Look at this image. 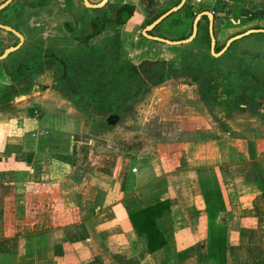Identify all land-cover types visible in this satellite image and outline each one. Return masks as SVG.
Masks as SVG:
<instances>
[{
    "label": "crops",
    "instance_id": "0c3cea01",
    "mask_svg": "<svg viewBox=\"0 0 264 264\" xmlns=\"http://www.w3.org/2000/svg\"><path fill=\"white\" fill-rule=\"evenodd\" d=\"M175 1L162 4L167 8ZM127 2L135 10L126 26L136 46V31L146 19L134 0ZM186 4L193 12L210 9L233 18L264 11V0ZM184 46L176 48L181 52ZM161 50L171 53L169 47ZM0 82L5 85L1 76ZM171 84L155 87L153 92L164 89L166 94L154 93L155 98L146 100L159 101L160 107L170 101L199 100L187 87ZM36 86L0 100V264H206V214L199 181L210 176L225 209L218 215L226 217L225 264H264V111L256 110L261 106L244 113H249L255 137L209 140L206 155L197 158V137L177 141L183 124L167 105L150 112L157 123L152 127L146 120L129 127L137 106L132 104L126 117L103 129L81 114L71 99L49 95L45 85L40 91ZM201 101L209 110L208 102ZM239 111L243 117V108ZM162 118L170 124L159 126ZM185 127L191 134L200 132ZM112 134L121 141H107ZM145 135L157 137L150 144L159 152L154 157L144 147ZM155 200L169 202L168 211L156 221L166 244L147 253L125 207L140 208Z\"/></svg>",
    "mask_w": 264,
    "mask_h": 264
},
{
    "label": "flooded vegetation",
    "instance_id": "af4514ba",
    "mask_svg": "<svg viewBox=\"0 0 264 264\" xmlns=\"http://www.w3.org/2000/svg\"><path fill=\"white\" fill-rule=\"evenodd\" d=\"M102 1L0 0V57L8 52L0 60V76L2 83H5L1 85L0 82V89L4 90L5 86L17 89L27 83L30 77L33 79L32 74L38 76L40 71L49 65L51 54L75 55L73 60L77 62L83 61L79 56L80 53H111L115 35L120 39L119 49H125L127 41L128 49L130 51L134 49L135 42L128 38L126 26L134 16V6L127 0H105L101 7H97ZM134 1L146 20L136 31V39L140 41V44L136 45L140 57L136 65L128 62V66L137 69L144 66L158 69L160 66L171 72L164 77L159 75L157 81L151 85L153 90L158 87V83L165 81L172 83L171 85L180 84L187 87L191 96L200 99L202 97L211 99L212 97L208 95L216 96L217 98L214 97L216 101L230 99L231 103L226 104L230 110L239 111L243 108V111H247L262 106L256 110L264 111V11L244 12L233 18L231 14H216L210 9L193 12L188 9L187 0H184L180 8L175 11L172 9L176 8L181 0H176L164 9L162 2L165 0ZM125 6L132 7V13L127 18L125 10L122 9ZM182 9L184 15L190 17L188 33L186 36H170L166 32L171 31L169 28L171 24L165 27L166 31L162 23L171 14ZM204 13L211 16L212 53L209 22ZM162 16L164 17L158 23L146 29ZM196 16H199V19L195 26V35L188 43L198 41L200 43L198 45L202 49L206 48L208 56L212 55V59H219L227 53L230 56L225 66L218 65L214 70L208 69L210 74L207 79L204 77L206 73L203 76L199 75L201 71H197L198 69L194 67L178 70L179 67L173 61V57L169 59L161 57L162 46L169 47L171 53H168L174 56L178 51L176 47L187 44L171 45L165 41L172 43L187 39L191 35L192 23ZM215 27H218L217 30H222L221 37L217 36ZM180 49V53L190 51ZM191 52L194 53V49ZM51 59L57 67L64 65L62 56L56 58L53 55ZM184 72H189L185 76L191 72L189 78L182 74ZM217 74L218 76H215ZM246 82L249 88L245 86ZM212 86H215V95L210 93L209 88Z\"/></svg>",
    "mask_w": 264,
    "mask_h": 264
},
{
    "label": "rangeland",
    "instance_id": "374dc122",
    "mask_svg": "<svg viewBox=\"0 0 264 264\" xmlns=\"http://www.w3.org/2000/svg\"><path fill=\"white\" fill-rule=\"evenodd\" d=\"M165 7L166 6H164L163 9ZM185 14L187 13L185 12ZM189 24V19L184 15V9H182L181 12L171 14L162 23V26L164 28L162 26L161 27L166 30L165 27L170 25L169 28H171V31L166 32L170 36H186L189 30ZM113 39L114 48L111 53H80L79 56L83 61L79 60L76 62L75 60H73V57H75V55H62L60 53H56L53 54L56 58L58 56H60L61 58L62 56L64 59V65L57 67L56 63H54L51 59V57L53 56L51 54L49 57V65H46L47 67L41 70L39 75H36L37 77L32 74L33 79H31L30 77L27 83H24L23 85H21V87L15 89V91H25L26 89H28L27 87L29 85L33 86L35 84L38 85L36 87L37 90L40 91L41 89H43L42 85H45V87H48L49 89V95L52 94L67 100L71 99L72 104L81 114L86 115L90 110H92L93 115L100 114L101 112L105 111H117L119 114L118 118L121 117V119L126 117L128 111L130 110L129 108V110H125L121 105V102L130 104L131 106L132 104H136L137 106L132 112V116L134 117L135 121L132 120V122L128 124L130 125L129 127H132V129H134L135 126L137 127L139 122H141L142 120H146L147 122H149L151 124V127L157 124L156 120L154 121L153 118H150V112H154L157 109H163V107L167 105V111L174 112V115L176 116L178 115V117H180V123L183 124L182 131H179L177 134V141H185L187 140L186 138L197 137L195 138L196 145H194V147L198 148V150L195 151L197 158L202 157L201 155H206L207 151L204 149H206L207 145L205 143L209 140L222 138V140L225 141L229 140V138L233 139L234 136H245L250 139L256 136L255 132L251 130L252 123L249 121V117H247L249 113L244 115L246 111H242V117L239 115L240 111H236L238 109L230 110V108L226 105L227 103H231L230 99L216 101L214 99V97L217 98L216 96L208 95L213 99L202 97L201 99L199 98L197 102H193L190 104L182 101L178 103L177 101H170V103H166L162 107L159 106V101H147L146 98L148 96L153 97L155 95L156 97H161L163 96V94H166L164 89L159 93L158 91L153 92V88L151 87V85L155 83V81H157L159 75L161 77H164L171 72L168 69L162 68L160 66L158 69H155L152 66H144L140 69L128 66L129 61H131L135 65L137 64V59L140 57V54L137 53V46L139 44L137 46H134V49L130 51L128 49L127 41V43L125 44L126 48L119 49L118 46L120 44V39H118L116 35ZM198 44L200 45L198 41L194 40L192 43H187L182 48L183 50H190L189 52L180 53L178 51L176 54H174V56H171L170 53L165 54L162 52L161 57L168 59L173 57V61L176 62L179 67L178 70H185L186 67H194L198 69L197 71H201L199 75L203 76V74L206 73L204 75L205 78L210 74V70L208 69L214 70L218 65L225 66V63L229 62L230 56L228 55V53L226 54L228 55V58L225 55L219 59H212V55H210L211 58L208 56L206 48L202 49V47ZM121 47L123 46L121 45ZM192 49H194V53L191 52ZM143 55L146 56V54ZM188 73L189 72H184L182 74H184L185 76ZM190 75L191 72L188 76ZM188 76L185 77L189 78ZM215 76H218V74ZM178 82L181 81L178 80ZM157 86H167V82L163 81V83L161 84L158 83ZM245 86L249 88L248 82H246ZM209 89L211 90L210 93L215 95V86H212ZM205 98L207 99L205 101L208 102V105L210 107L209 110L204 109L205 104L201 101ZM132 100H134L133 103H130L129 101ZM177 106H179V108H177ZM115 107H117L116 110ZM224 107L226 108L224 109ZM96 108H99V110H97ZM176 108L177 110L175 112ZM255 114L257 115V113ZM240 118H242L241 121H239ZM163 122H166L165 124L167 125L170 124L168 119L162 118L159 121L158 125L160 126ZM188 125L195 128V132L200 131L199 134L195 135L192 132V134H194L192 135L191 130L185 127ZM196 127H200V129H196ZM233 129L237 130L236 134L235 130ZM84 133L85 132L83 131V134ZM107 136L100 137L102 138ZM143 137L145 138L143 140L145 144L144 147H146L145 149H147V152L149 150V155L151 157H154L155 153H157L158 151H153V149H150V144L152 141H156L157 137H155L156 139L154 140L149 135H145ZM80 139L83 140V136H81V134ZM98 139L93 140V143L95 145L99 143ZM108 140L113 143L121 141L117 134H112V136L110 137L108 136L107 141ZM164 140L168 142V139ZM189 145L193 146V144ZM199 147L203 148V151ZM223 147H228L227 143H225ZM217 221L224 224L226 221V217L220 216Z\"/></svg>",
    "mask_w": 264,
    "mask_h": 264
},
{
    "label": "trees",
    "instance_id": "16d2710c",
    "mask_svg": "<svg viewBox=\"0 0 264 264\" xmlns=\"http://www.w3.org/2000/svg\"><path fill=\"white\" fill-rule=\"evenodd\" d=\"M122 9L125 10L126 18L131 15V6H125ZM16 94L15 89L6 87L1 91L0 100L10 98ZM129 102L133 103V100ZM124 103L121 102V105L125 110L130 108V104ZM96 109L99 110V108ZM116 109L117 107H115ZM86 115L90 122H94L103 129H109L112 128V124L117 120L119 114L117 111H105L93 115L92 110H90ZM199 187L206 214V264H225V228L223 223L217 222L218 215L225 213L219 188L213 176H210L207 181H199ZM168 208L169 202L167 200L150 201L143 207L135 209L125 207L129 224L137 240L147 253H153L166 244V238L158 229L156 221L163 218Z\"/></svg>",
    "mask_w": 264,
    "mask_h": 264
},
{
    "label": "water",
    "instance_id": "95a60500",
    "mask_svg": "<svg viewBox=\"0 0 264 264\" xmlns=\"http://www.w3.org/2000/svg\"><path fill=\"white\" fill-rule=\"evenodd\" d=\"M104 1H105V0H103L99 5H97V7H101ZM183 1H184V0H181L180 4H179L176 8L172 9V11H175V10L179 9L180 6L182 5ZM204 14L207 16V19H208V22H209V25H208V31H209V37H210V52L212 53L213 38H212V36H211V27H210L211 16H210L208 13H204ZM163 17H164V16H162L161 18H159L158 20H156L155 22H153V23H152L150 26H148L146 29H150L152 26H154L156 23H158ZM198 19H199V16H196V17L194 18V21H193V23H192V32H191V35H190L187 39L182 40V41H178V42H172V43L167 42V41H165V42H166L167 44H171V45H175V44H176V45H179V44H182V43H188L189 41H191V40L193 39L194 35H195V26H196V23H197ZM7 53H8V52L3 53V55H1V57H0V60L3 59V58L7 55Z\"/></svg>",
    "mask_w": 264,
    "mask_h": 264
},
{
    "label": "built area",
    "instance_id": "2783aa9c",
    "mask_svg": "<svg viewBox=\"0 0 264 264\" xmlns=\"http://www.w3.org/2000/svg\"><path fill=\"white\" fill-rule=\"evenodd\" d=\"M131 172H134V170H132Z\"/></svg>",
    "mask_w": 264,
    "mask_h": 264
}]
</instances>
